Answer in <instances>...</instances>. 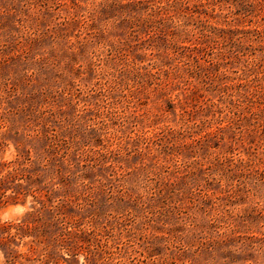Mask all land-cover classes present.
I'll return each instance as SVG.
<instances>
[{"label": "rangeland", "instance_id": "374dc122", "mask_svg": "<svg viewBox=\"0 0 264 264\" xmlns=\"http://www.w3.org/2000/svg\"><path fill=\"white\" fill-rule=\"evenodd\" d=\"M255 29L264 0H0V264H264Z\"/></svg>", "mask_w": 264, "mask_h": 264}, {"label": "trees", "instance_id": "16d2710c", "mask_svg": "<svg viewBox=\"0 0 264 264\" xmlns=\"http://www.w3.org/2000/svg\"><path fill=\"white\" fill-rule=\"evenodd\" d=\"M247 39L250 41L249 46L251 47L250 56L254 58L249 62V76H252L251 81H256L258 74H262V79H264V31L260 30H248L246 31ZM256 45V46H254ZM246 48V47H245ZM256 52H260L257 57Z\"/></svg>", "mask_w": 264, "mask_h": 264}, {"label": "clouds", "instance_id": "9594fccd", "mask_svg": "<svg viewBox=\"0 0 264 264\" xmlns=\"http://www.w3.org/2000/svg\"><path fill=\"white\" fill-rule=\"evenodd\" d=\"M79 259H81V262H82V264H83V258H82V257H80Z\"/></svg>", "mask_w": 264, "mask_h": 264}]
</instances>
